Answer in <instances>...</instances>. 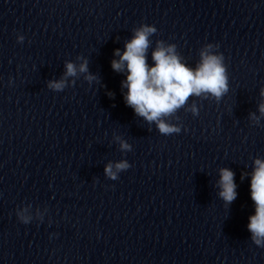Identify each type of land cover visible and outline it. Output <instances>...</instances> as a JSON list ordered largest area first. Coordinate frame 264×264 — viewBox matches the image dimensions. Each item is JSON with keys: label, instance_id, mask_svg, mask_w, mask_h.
Returning a JSON list of instances; mask_svg holds the SVG:
<instances>
[{"label": "clouds", "instance_id": "obj_1", "mask_svg": "<svg viewBox=\"0 0 264 264\" xmlns=\"http://www.w3.org/2000/svg\"><path fill=\"white\" fill-rule=\"evenodd\" d=\"M154 26L142 24L134 30L133 38L126 42L125 50L114 52L119 59H113L111 67L116 72H125L126 78L122 81V87L127 88L124 100L133 108L136 115L143 117L147 122L156 123L162 135L178 134L180 127L167 123L163 117L175 113L183 107L190 96L211 94L217 100L227 92L226 69L223 65V55L212 54L208 49L211 44L205 46L200 52V62L193 69L181 62V57L176 53V45H165L163 41L156 42V48L152 52L153 64L149 66L146 52L150 44L149 37L156 33ZM23 36L18 37L22 42ZM87 61L79 65V72L86 73ZM77 75V66L71 62L66 63L64 78L59 81H50L49 87L55 90H63L66 86V78ZM89 81L95 77H86ZM111 95V93H109ZM264 96V89L261 91ZM190 111L193 115L199 112L195 105ZM259 111L264 116V103L259 106ZM253 119H257L253 114ZM121 148L130 150V145L121 141ZM254 170L251 173L250 195L255 204V214L249 216L247 225L251 233L252 242L258 247H264V160H254ZM127 162L113 165L109 163L105 167V173L111 179H116V173L129 168ZM234 172L228 168L220 169L218 181L219 197L226 205L231 204L237 197ZM243 178V176H242ZM20 216V214H17ZM21 222L27 224L28 218L20 216Z\"/></svg>", "mask_w": 264, "mask_h": 264}]
</instances>
